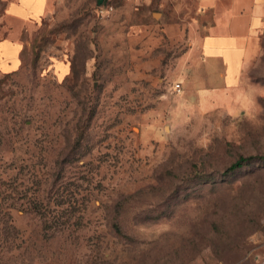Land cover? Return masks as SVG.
Segmentation results:
<instances>
[{
	"label": "rangeland",
	"instance_id": "374dc122",
	"mask_svg": "<svg viewBox=\"0 0 264 264\" xmlns=\"http://www.w3.org/2000/svg\"><path fill=\"white\" fill-rule=\"evenodd\" d=\"M187 1L12 29L0 0V264H264V32L238 84L175 92Z\"/></svg>",
	"mask_w": 264,
	"mask_h": 264
},
{
	"label": "crops",
	"instance_id": "0c3cea01",
	"mask_svg": "<svg viewBox=\"0 0 264 264\" xmlns=\"http://www.w3.org/2000/svg\"><path fill=\"white\" fill-rule=\"evenodd\" d=\"M144 0L130 3L139 6ZM59 0H4V18L12 29L37 21L55 10ZM182 30L178 68L173 74L181 86H194L199 78L216 77L218 88L239 83L244 67L258 54L264 32V0H188ZM160 29L175 37V26ZM23 44L11 36L0 37V69L10 72L21 61ZM68 69V67H67Z\"/></svg>",
	"mask_w": 264,
	"mask_h": 264
},
{
	"label": "built area",
	"instance_id": "2783aa9c",
	"mask_svg": "<svg viewBox=\"0 0 264 264\" xmlns=\"http://www.w3.org/2000/svg\"><path fill=\"white\" fill-rule=\"evenodd\" d=\"M134 1H136V0H102L100 3H98V7H99V11L101 13H104V12L108 13L115 8L117 2H119V3H134ZM181 88H182V86H181L180 82L174 83L173 90L175 92H180Z\"/></svg>",
	"mask_w": 264,
	"mask_h": 264
},
{
	"label": "trees",
	"instance_id": "16d2710c",
	"mask_svg": "<svg viewBox=\"0 0 264 264\" xmlns=\"http://www.w3.org/2000/svg\"><path fill=\"white\" fill-rule=\"evenodd\" d=\"M253 155H240L238 156L233 162H231L226 168V172L227 171H233L234 169L242 166L246 161H248L249 159L253 158ZM259 159L264 160V154L263 155H258L257 156Z\"/></svg>",
	"mask_w": 264,
	"mask_h": 264
},
{
	"label": "water",
	"instance_id": "95a60500",
	"mask_svg": "<svg viewBox=\"0 0 264 264\" xmlns=\"http://www.w3.org/2000/svg\"><path fill=\"white\" fill-rule=\"evenodd\" d=\"M102 0H98V3H100ZM158 13V12H157Z\"/></svg>",
	"mask_w": 264,
	"mask_h": 264
}]
</instances>
